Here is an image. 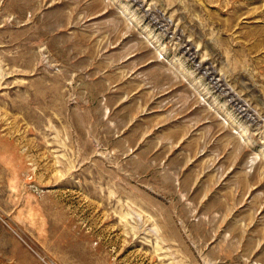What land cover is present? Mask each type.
I'll return each mask as SVG.
<instances>
[{
	"label": "rangeland",
	"instance_id": "rangeland-1",
	"mask_svg": "<svg viewBox=\"0 0 264 264\" xmlns=\"http://www.w3.org/2000/svg\"><path fill=\"white\" fill-rule=\"evenodd\" d=\"M0 264H264V0H0Z\"/></svg>",
	"mask_w": 264,
	"mask_h": 264
},
{
	"label": "bare ground",
	"instance_id": "bare-ground-1",
	"mask_svg": "<svg viewBox=\"0 0 264 264\" xmlns=\"http://www.w3.org/2000/svg\"><path fill=\"white\" fill-rule=\"evenodd\" d=\"M215 84V83H214ZM220 85V84H219ZM219 85H217V86H219ZM239 111V110H238ZM241 111H243V110H241ZM242 114V113H241Z\"/></svg>",
	"mask_w": 264,
	"mask_h": 264
}]
</instances>
